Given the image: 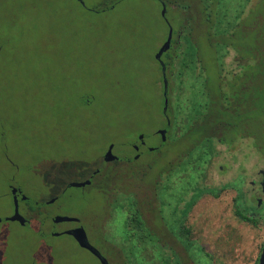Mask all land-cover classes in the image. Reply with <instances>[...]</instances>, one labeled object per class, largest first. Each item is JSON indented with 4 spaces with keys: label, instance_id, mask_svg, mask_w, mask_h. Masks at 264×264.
I'll return each instance as SVG.
<instances>
[{
    "label": "rangeland",
    "instance_id": "1",
    "mask_svg": "<svg viewBox=\"0 0 264 264\" xmlns=\"http://www.w3.org/2000/svg\"><path fill=\"white\" fill-rule=\"evenodd\" d=\"M166 9L158 0H0V264H120L117 248L128 251L122 215L132 210L127 191L139 192L141 182L156 194L152 224L161 219L173 230L175 216L188 208L184 225L195 237L192 255L199 264L257 263L263 218L236 216L231 189L215 197L196 195L197 174L167 191L160 181L153 184L165 178V159L147 147L158 143L153 133L163 125L154 55L166 34L163 11L167 20L174 16ZM252 47L262 55L264 32L252 33ZM260 87L257 104L264 109ZM261 121L257 131L264 146V114ZM141 136L145 144L134 157L132 146ZM190 141L169 147L168 155L177 156ZM109 146L112 156L106 159ZM246 151L244 142L237 143L229 157L205 168V177L218 188L241 166L244 202L253 206L260 195L249 181L255 183L256 171L264 168V154L252 148L245 157ZM144 168L141 179L136 173ZM95 170L113 174L101 186L114 182V174L138 178L124 175L121 189L108 199L96 185L100 175L90 178ZM118 203L124 205L119 213ZM259 208L264 214V202ZM14 209L19 219H9ZM56 216L74 220L54 222ZM74 222L97 255L59 232L75 228ZM134 251L133 263L141 264L140 248Z\"/></svg>",
    "mask_w": 264,
    "mask_h": 264
},
{
    "label": "trees",
    "instance_id": "2",
    "mask_svg": "<svg viewBox=\"0 0 264 264\" xmlns=\"http://www.w3.org/2000/svg\"><path fill=\"white\" fill-rule=\"evenodd\" d=\"M158 1L162 7L167 8L166 11L174 13L171 20H167L165 10L163 11L166 24L164 40L168 30L170 37L167 47L155 58L162 95L161 118L172 114L180 122L186 76L198 91V85L203 86L205 98L201 115L204 132L199 131L196 116L193 127L172 136L173 141H176L173 146L185 140L192 142L186 155L180 156L176 161L177 164L182 166L186 162H196V150L203 142L202 139L206 143L213 137L226 139L229 135L251 136L254 150L263 157L264 146L259 141L257 130L258 125H261L264 109L257 104V92L263 86L264 94V51L261 56L255 52V48L253 51L252 33L258 35L264 32V0ZM229 56L226 64L225 58ZM193 113L198 115L197 107H194ZM161 127H165L164 119ZM164 166L160 169L162 175ZM146 167L151 169L152 164L148 163ZM145 168L136 173L141 174V179ZM192 169L196 171L197 164L192 165ZM95 175H100L96 185L104 190L106 198L114 199L121 189V179L128 174H114L115 181L102 186L101 182L110 179L113 174L103 172ZM134 178L137 179V175ZM157 180L159 181L158 178L154 180V185ZM141 187L144 188L139 192L127 191L130 196L128 206L132 210L126 213L123 222L127 255L117 248L120 264H135L131 256L134 249L138 251L139 248L141 264H199L198 257L192 255L194 241L188 238L189 231L183 224L187 209L181 216H175L177 222L173 230L161 219L156 222L158 224H152L148 217L156 194L153 196L146 192L147 187L143 182ZM192 201L189 202L190 205ZM247 212V209L236 208L234 213L244 221L254 222ZM171 214L175 215L174 209ZM128 243L132 244L128 246ZM195 249L197 254L202 253L201 246L196 245ZM204 256L205 259H210L207 253Z\"/></svg>",
    "mask_w": 264,
    "mask_h": 264
},
{
    "label": "flooded vegetation",
    "instance_id": "3",
    "mask_svg": "<svg viewBox=\"0 0 264 264\" xmlns=\"http://www.w3.org/2000/svg\"><path fill=\"white\" fill-rule=\"evenodd\" d=\"M245 86H247L246 83H245ZM194 88H196V87L194 86V84H192L190 82L189 77L186 76L185 81H184L183 90H182V98H181L182 118L180 119V122H179V120L176 121V117H177L176 115H172V114H170L169 116L165 115V117H163L165 127H159L153 133L158 137V143L154 146L147 147V151L156 152L158 154L157 155L158 158L165 159V166H164L165 170L162 172L164 174L165 178H164L163 182L161 180H159L162 188H166V191H167L168 188L172 189L174 186L178 187L179 185H183L186 183V180L188 179V174H191V176H193L194 174H197L196 178H197V180H199L198 181L199 185L197 187H194V189L197 191L199 196L200 195H210L212 197H215V196H217V193L220 192V190L231 189L234 192V195L231 199L232 206H234L233 212H235L236 208L243 209V210L247 209L248 210L247 215L254 216V215L261 214V216L263 218V222H264V214L258 212L260 210L259 207L264 202V200H262V199H264V190H263L264 189V182H263L264 168H259L256 171L255 174H257V179H256L255 183L252 180L249 181V183L252 185V188L254 187V185L257 186L255 191L259 193L258 195H260V197L255 198V200H254L255 203L253 206L252 205L249 206L244 202V196H243L241 185L244 182L243 179H244L245 171L243 170V168L241 166L237 167V168H239V171L236 170L233 172V174H235L234 177L227 179L225 182L220 184L218 186V188H215L214 186H212L211 183L209 182V180H207V178L205 177L206 176L205 175L206 174L205 168L207 166H209L211 163H213L214 160L216 158L220 157L221 155H223L224 157L225 156L229 157L230 152L236 148L237 143L244 142V145L248 150L243 154L245 157L247 156L248 152L251 153V149L253 148L251 136H247V135H245V136H239V135L232 136V135H229L226 139L213 137L211 141L206 142V143H204V140L202 139L203 142L201 143L200 147L196 150L197 155H198L197 161L196 162H192V161L186 162L182 166H179L176 161H178L180 159V156L186 155V152H188L190 146L192 145V142H190L187 150H183V151L181 150L180 154H178L177 156H173V154L168 155L169 147H173V145L176 143V141H173L172 136L177 135L178 133L183 132V131L193 127L194 126L193 125L194 120H197V118H198L197 126L200 129L199 131L201 133L204 132V126L201 123L202 119H203V117L201 115L203 114L204 106H205L204 91L202 90L203 86L201 84L198 85L199 91L197 90V88L196 89H194ZM231 103L232 102L230 100L229 104H231ZM194 107H197L198 115L193 113ZM199 111L202 113H200ZM196 116H197V118H196ZM192 117H194L193 122H191ZM145 138H146V136L139 137L138 141L132 146V149L134 151V155H133L134 157H138L140 155V151H142L140 149L145 144L144 143ZM165 145L167 147L166 148L167 151H165V153L162 155V151H161L162 146H165ZM113 161H115V160H113ZM175 162H176V164L174 165ZM194 164H197V170L196 171H194L192 169V165H194ZM226 164L227 163L224 162V165H226ZM217 168H218L217 174H220V172L223 169V165L219 164L217 166ZM97 173H98L97 170L92 171L90 178H92L94 176V174H97ZM128 175L135 177L136 174H128ZM196 178H195V180H196ZM191 182H192V180H191ZM158 183L159 182H156L155 185H157ZM191 187H192V184H191L190 188ZM190 188H188V189H190ZM183 194L184 193H182L181 196H183ZM251 194H252V192H251ZM238 200H239V203L237 202ZM183 204H186V201H184L181 204H180V202L177 203L178 206H180V205L182 206ZM117 205H119V207L117 209V212L119 213V211L123 209L122 208L123 204L118 203ZM179 208L180 207H177L176 209L174 208L175 214ZM30 210L33 212V214H34L33 216L35 218L36 217L41 218L43 216L42 212H40L39 210H34L33 208H31ZM172 210H171V212H172ZM187 210H188V208H187ZM171 212H170V214H171ZM43 214H45V213H43ZM122 216H123V222H125L124 220H125L126 214L124 213V215H122ZM184 217H185V215H184ZM46 218H48V220H50L51 216L47 215ZM25 220H27V219H25ZM74 224H75V227L80 226L79 223H77V222H74ZM183 224H184V220H183ZM184 227H186V226L184 225ZM69 229H71V228L60 230L59 232L60 233L61 232L66 233V231ZM68 235H71L76 240L74 235H72L71 233H69ZM188 238L195 241V237L193 235H191L190 231L188 233Z\"/></svg>",
    "mask_w": 264,
    "mask_h": 264
},
{
    "label": "water",
    "instance_id": "4",
    "mask_svg": "<svg viewBox=\"0 0 264 264\" xmlns=\"http://www.w3.org/2000/svg\"><path fill=\"white\" fill-rule=\"evenodd\" d=\"M169 37H170V30H168L166 39L164 40V42L159 46L156 54L154 55V58H157L159 56V54L161 53L162 50H164V48L167 47L168 42H169ZM160 131V130H159ZM161 132V131H160ZM110 146L108 147V150L105 153V158L109 159L112 155L110 153ZM263 182H264V178H263ZM75 185H80V183H77ZM82 185V184H81ZM264 190V189H263ZM20 216L18 214V212L16 211V209H14L13 214L9 217V219H19ZM69 220H74L73 218H68V217H61V216H56L55 218H53L54 222H61V221H69ZM71 233L72 235H74V237L76 238V241L78 242V244L86 249H88L91 253L97 255V252L88 244L86 238H85V234L81 228V226H77L73 229L67 230L66 234ZM103 264H106L104 260H102ZM257 264H264V241L260 247L258 256H257Z\"/></svg>",
    "mask_w": 264,
    "mask_h": 264
}]
</instances>
